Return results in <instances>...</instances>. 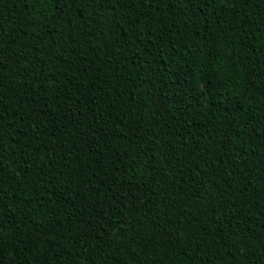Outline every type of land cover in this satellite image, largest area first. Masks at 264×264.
Here are the masks:
<instances>
[{
  "label": "trees",
  "instance_id": "1",
  "mask_svg": "<svg viewBox=\"0 0 264 264\" xmlns=\"http://www.w3.org/2000/svg\"><path fill=\"white\" fill-rule=\"evenodd\" d=\"M0 264H264V0H0Z\"/></svg>",
  "mask_w": 264,
  "mask_h": 264
}]
</instances>
